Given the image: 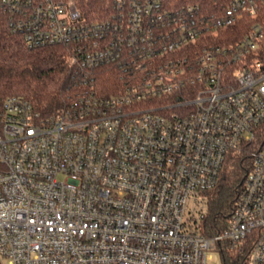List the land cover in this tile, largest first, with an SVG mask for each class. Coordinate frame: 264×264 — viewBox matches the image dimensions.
I'll list each match as a JSON object with an SVG mask.
<instances>
[{"label": "built area", "instance_id": "2783aa9c", "mask_svg": "<svg viewBox=\"0 0 264 264\" xmlns=\"http://www.w3.org/2000/svg\"><path fill=\"white\" fill-rule=\"evenodd\" d=\"M88 2L0 0L29 47H66L70 80L55 113L0 105V264H264V0ZM234 150L251 165L207 236Z\"/></svg>", "mask_w": 264, "mask_h": 264}, {"label": "trees", "instance_id": "16d2710c", "mask_svg": "<svg viewBox=\"0 0 264 264\" xmlns=\"http://www.w3.org/2000/svg\"><path fill=\"white\" fill-rule=\"evenodd\" d=\"M108 1L89 0L87 13L103 8ZM200 1L204 8H213L217 3L226 4V0ZM250 23L244 18L239 24ZM67 57L63 45L29 47L23 36L12 30L9 16L0 4V105L7 96L17 94L29 99L43 114L55 113L69 92ZM261 58L264 60V55ZM250 165L247 152L234 150L228 154L217 186L207 192L208 213L202 222V232L207 236L225 227ZM220 255L222 264H241L246 259L245 253L239 255L232 250L222 249Z\"/></svg>", "mask_w": 264, "mask_h": 264}, {"label": "rangeland", "instance_id": "374dc122", "mask_svg": "<svg viewBox=\"0 0 264 264\" xmlns=\"http://www.w3.org/2000/svg\"><path fill=\"white\" fill-rule=\"evenodd\" d=\"M3 264H7L5 259H3ZM209 264H222V259L218 251L213 252L212 258L209 260Z\"/></svg>", "mask_w": 264, "mask_h": 264}]
</instances>
